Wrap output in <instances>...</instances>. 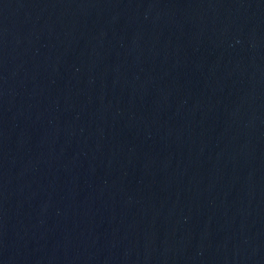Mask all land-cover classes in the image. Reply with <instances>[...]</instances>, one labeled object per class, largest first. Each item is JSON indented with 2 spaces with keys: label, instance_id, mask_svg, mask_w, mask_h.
I'll use <instances>...</instances> for the list:
<instances>
[{
  "label": "water",
  "instance_id": "obj_1",
  "mask_svg": "<svg viewBox=\"0 0 264 264\" xmlns=\"http://www.w3.org/2000/svg\"><path fill=\"white\" fill-rule=\"evenodd\" d=\"M0 264H264V0H0Z\"/></svg>",
  "mask_w": 264,
  "mask_h": 264
}]
</instances>
